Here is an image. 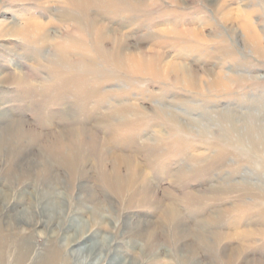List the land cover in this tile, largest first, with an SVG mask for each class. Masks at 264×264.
Segmentation results:
<instances>
[{
    "label": "rangeland",
    "instance_id": "1",
    "mask_svg": "<svg viewBox=\"0 0 264 264\" xmlns=\"http://www.w3.org/2000/svg\"><path fill=\"white\" fill-rule=\"evenodd\" d=\"M39 1L0 0V264L67 253L73 217L111 235L103 264L115 246L127 264H264V0L229 19L223 0Z\"/></svg>",
    "mask_w": 264,
    "mask_h": 264
},
{
    "label": "bare ground",
    "instance_id": "2",
    "mask_svg": "<svg viewBox=\"0 0 264 264\" xmlns=\"http://www.w3.org/2000/svg\"><path fill=\"white\" fill-rule=\"evenodd\" d=\"M46 1V0H45ZM69 1V0H68ZM72 1V6L73 7V10L76 11L78 10L77 7H81V10H80V13L82 14H88L93 8H94V3L92 0H71ZM127 1V0H126ZM233 0H223L222 1V8L225 10L224 11V16L226 19H229L230 16H231V12H230V9H231V2ZM40 2H43L42 1H39ZM67 2V1H66ZM70 2V1H69ZM235 3V2H234ZM233 3V4H234ZM44 3H42L43 5ZM128 4V3H126ZM138 4V3H137ZM40 7H42L40 4H38ZM71 4H69V7L72 9V7L70 6ZM82 5V6H81ZM145 5V4H144ZM143 5V6H144ZM134 6V5H132ZM142 6V7H143ZM122 6H120L121 8ZM136 7V6H135ZM44 8V7H42ZM124 8V7H123ZM133 8V7H132ZM146 8V7H145ZM229 10V11H227ZM50 11V10H49ZM125 11V10H124ZM44 14V12H43ZM90 14V13H89ZM48 15V14H47ZM58 15V14H57ZM40 16H43L42 14ZM50 16V15H49ZM70 16V17H69ZM86 17V16H84ZM88 17V16H87ZM94 17V16H93ZM99 17V16H98ZM251 13L247 12L244 20H243V24H242V29H243V32L245 34V37H246V40H248L249 42H252L254 41L255 39H257L259 37V34L257 32V26L254 25L253 23V20L251 19ZM51 18V17H50ZM49 18V19H50ZM71 18L70 21H72L74 18H78L76 16L75 13L72 14L71 16V12L68 10V12L64 13L62 16H58V20L60 21L59 23H63ZM49 19H44V20H40V23L36 22L37 24H34L33 26L35 25H41L42 27H44V29H37V32L34 33L35 35H38L40 38H41V42H39V45H45L47 43H51L52 42V38H50L47 34H46V30H47V26L51 23V21H49ZM98 19V18H97ZM102 20V19H101ZM100 21V20H99ZM101 22V21H100ZM1 23V22H0ZM68 23H71V22H68ZM67 23V24H68ZM66 24V25H67ZM88 24V22H87ZM125 24H128L127 22L126 23H123L121 24V27ZM95 27H99L100 23H94ZM4 26V25H3ZM149 26V25H147ZM150 27V26H149ZM151 30V29H150ZM15 32V30H14ZM21 32V31H20ZM155 32V30H154ZM18 33V31H17ZM95 33V37L97 38V40H99L100 38H103L102 36V33L101 32H98L97 30L94 31ZM158 33V32H157ZM24 35V34H23ZM157 35V34H156ZM180 37V35H179ZM22 38V37H21ZM44 40H43V39ZM66 41V42H65ZM64 42L66 43V47H69L70 49H74L75 47H77L78 45V42H76L74 39H72V37H69L67 36L64 40ZM159 42V41H158ZM182 42V41H181ZM124 44V41L123 40H120L118 45H117V51L116 53L114 52L112 57L113 59L115 57L118 56L117 53H120L122 55L123 53V50L125 48V46H123ZM165 43H160L158 46L159 48L160 47H164ZM61 46H59L58 48H60ZM57 48V49H58ZM219 51L223 52V50H220V48H218ZM119 57V56H118ZM145 61V59H144ZM143 60L141 59H138L136 60V62L134 61L133 63L130 62L129 64L131 65V68H133L134 66H137V68L140 67V65L142 66V63L144 62ZM147 63L149 64V68L150 67H153L155 68L156 67V64L155 62H159V63H166L168 64V61L171 62V60H168L167 57L165 56H150L149 58L147 57ZM166 61V62H165ZM170 65V64H168ZM174 65V64H173ZM173 65H170V66H173ZM143 67V66H142ZM148 67V66H147ZM177 67H179V69H182V71H184L185 69H188V68H185V66H179L177 65ZM135 68V67H134ZM144 68V67H143ZM190 69V68H189ZM188 69V70H189ZM147 71V70H146ZM184 73V72H183ZM194 73V71H193ZM182 75V74H181ZM179 76V75H178ZM153 78V77H152ZM206 79V78H205ZM180 81H182L181 83L184 84V82L187 84H189V86L191 87H196L198 84L197 83H200L199 82V79L196 77V76H193L192 74L190 73H185L183 74V77L180 79ZM203 82V81H201ZM203 84V83H201ZM200 84V85H201ZM211 84V82H210ZM185 85V84H184ZM183 85V86H184ZM211 86V85H210ZM187 87V86H186ZM200 87V86H199ZM219 87V86H218ZM212 88V87H211ZM52 114L51 116H49L48 118H46L45 120L48 121L49 123L53 122L52 121ZM129 176H132L133 178H129L128 180H130L132 183H136L138 182L139 180H142L143 176L142 174H132V175H129ZM144 178H147L144 176ZM127 179V178H126ZM127 181V180H126ZM141 183V182H140ZM146 187L142 186V184L138 187V192L141 193V191H143L144 193V190H145ZM146 191H147V188H146ZM149 191V190H148ZM147 193V192H146ZM135 195V194H134ZM137 195V194H136ZM141 195V194H140ZM146 195V194H145ZM144 195V196H145ZM131 202V201H130ZM152 203V202H151ZM56 208L58 209L59 208H64V201L63 202H59L57 201L56 202ZM159 205H161L160 203H158ZM132 208H139V207H142V206H131ZM129 208V207H128ZM162 208V207H161ZM164 209V208H163ZM171 211V217L174 216L172 218V220H176L179 215L181 214V211L174 205V204H171L169 206H166L165 207V210L164 211ZM69 211V210H68ZM163 211V212H164ZM173 214V215H172ZM98 215V214H97ZM96 215V216H97ZM99 216V215H98ZM102 215H100L101 217ZM97 218V217H96ZM103 218V216H102ZM100 219H98V222H99ZM127 220V219H126ZM131 220V219H130ZM84 219H79L77 217H73L72 220H71V226L74 230V233L67 237L66 235L63 236V239L62 241L63 242H66L67 243V246L68 249L66 250L67 253H62L60 251V249L56 248V250H54V247L55 245L49 247L47 249V252L46 254H43L40 256L39 259H35L33 261L32 264H42L43 262H45L44 264H103L104 262V258H105V254L106 252L109 251V245H110V242L112 241V237L111 235H106V234H99V232L97 231H82V224L81 222H83ZM104 221V220H103ZM101 222V221H100ZM99 222V223H100ZM70 228V227H67V229ZM66 229V230H67ZM54 230V229H53ZM53 233V232H52ZM69 233V232H67ZM228 238L232 237V236H236V237H239L241 235L240 232H236V233H231V234H226ZM52 236V234H51ZM54 237V236H53ZM52 238V237H50ZM29 244V243H28ZM36 249H34L33 247L29 249V253L26 254L25 258L23 259V263L22 264H26V262L31 259V256H32V253L35 252ZM118 250V246L114 247L113 249V255H111V257L109 258V260L107 261V264H127L129 263V260L128 258L126 257V255L123 254V252H120ZM38 254V253H37ZM15 264H18L17 261Z\"/></svg>",
    "mask_w": 264,
    "mask_h": 264
}]
</instances>
